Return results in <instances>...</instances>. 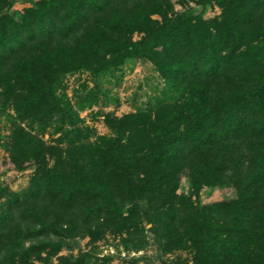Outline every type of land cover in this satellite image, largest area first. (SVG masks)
<instances>
[{
	"label": "trees",
	"instance_id": "obj_1",
	"mask_svg": "<svg viewBox=\"0 0 264 264\" xmlns=\"http://www.w3.org/2000/svg\"><path fill=\"white\" fill-rule=\"evenodd\" d=\"M212 2L221 14L207 21L169 16V0H41L15 20L0 0V104L15 114L9 162L35 166L27 194L0 213V264H51L66 239L93 242L105 231L126 234L127 248L143 236L142 218L191 264H264V0H199L203 9ZM132 59L162 78L158 101L120 119L102 115L113 135L87 141L57 87L65 75ZM95 99L89 91L77 108ZM49 125L65 147L30 133ZM182 174L195 195L226 184L235 196L205 205L177 196Z\"/></svg>",
	"mask_w": 264,
	"mask_h": 264
},
{
	"label": "rangeland",
	"instance_id": "obj_2",
	"mask_svg": "<svg viewBox=\"0 0 264 264\" xmlns=\"http://www.w3.org/2000/svg\"><path fill=\"white\" fill-rule=\"evenodd\" d=\"M41 0H9V4L3 8L1 14L8 15L17 20L25 13V10L33 8L35 3ZM172 12L169 16L180 14H200L203 21L219 18L221 9L213 2L204 9L199 0H169ZM153 20L159 21L157 15H152ZM142 35L134 33L132 40H138ZM165 84L149 62L136 59L127 60L123 65L109 69L104 73L92 75L88 72H78L65 75L59 86L57 94L71 108L76 109L79 116L78 127L89 131L87 141L92 142L98 136L109 137L112 132L103 121L102 115L112 119H120L136 110H149L158 101ZM89 91L96 94L95 103L91 106L77 108V104ZM15 114L9 106L0 104V213L7 207L8 201L15 198L22 199L30 188V179L35 169L29 165L26 169L18 171L9 162L8 143L11 133V124ZM21 126L25 127L24 123ZM30 133L44 141L48 148L65 147L63 143H57L60 132L49 125L44 130H30ZM83 133H85L83 131ZM53 157H46L48 166L54 161ZM175 194L184 195L191 201H198L201 205L222 202L233 199L235 191L226 184L199 188L197 194L192 192L188 178L182 174L178 180V188ZM139 207L144 210L145 204L139 202ZM143 212V211H142ZM144 232L140 239L133 238L127 242L125 248L120 236L110 232H101L99 236L90 242L86 235H78L65 240V245L57 253L56 257L85 255V264H191V253L184 249L170 248L162 240L158 239L145 218H142ZM42 257L45 255L42 253ZM56 257L50 260L56 264ZM109 258L105 263L102 260ZM32 264H41L37 259Z\"/></svg>",
	"mask_w": 264,
	"mask_h": 264
}]
</instances>
